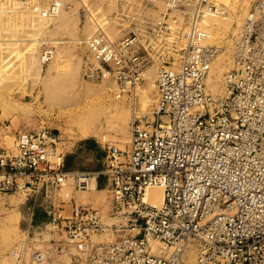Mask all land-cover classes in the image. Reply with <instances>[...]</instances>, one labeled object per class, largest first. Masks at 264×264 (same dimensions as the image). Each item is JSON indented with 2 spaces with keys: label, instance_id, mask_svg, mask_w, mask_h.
Instances as JSON below:
<instances>
[{
  "label": "built area",
  "instance_id": "built-area-1",
  "mask_svg": "<svg viewBox=\"0 0 264 264\" xmlns=\"http://www.w3.org/2000/svg\"><path fill=\"white\" fill-rule=\"evenodd\" d=\"M116 3L110 19L121 37L110 40L95 19L86 41L98 64L93 80H114L118 97H133L146 66L139 49L162 47L148 38L182 50L179 62L159 66L153 119L133 120L128 149L102 138V171H66L59 134L20 131L14 147L0 145V193L27 201L43 191L47 226L64 233L71 264H264V0H254L243 18L220 92L211 78L224 51L205 43L209 31L201 20L222 10L210 0ZM62 8L53 0L44 16ZM53 56L51 47L42 53L44 63ZM101 175L116 205L111 220L75 200L66 213L69 199L58 191L66 185L92 191ZM154 186L163 187L160 205L146 198ZM106 234L111 238L96 240ZM64 243L54 249L63 251ZM26 249L27 240H20L13 254L22 259ZM31 256L42 263L50 253L34 249Z\"/></svg>",
  "mask_w": 264,
  "mask_h": 264
},
{
  "label": "rangeland",
  "instance_id": "rangeland-1",
  "mask_svg": "<svg viewBox=\"0 0 264 264\" xmlns=\"http://www.w3.org/2000/svg\"><path fill=\"white\" fill-rule=\"evenodd\" d=\"M52 1L0 0V145L14 147L20 131L46 128L60 135L59 151L66 154L85 138L98 140L102 148V138H105L122 149H128L133 120L144 115V120L153 119L152 111L157 100L156 78L161 62H179L181 48H170L165 39L148 38L147 43L152 39V44L158 42L162 47L139 49V55L146 60L143 80L137 86L135 96L122 92L118 97L119 87L114 80H93L91 77L98 64L86 42L96 31L95 19L104 25L110 40L121 37L117 24L110 19L117 0H57L63 4L61 12L54 17H45L42 10ZM210 1L223 11L220 16H214L221 22L220 26L205 24V17L201 20L202 26L211 33L205 43L217 45L224 51L214 65L217 68L215 78L220 86L223 74L231 67L234 38L254 0ZM50 47L54 56L44 63L42 53ZM141 91L149 92L151 102L143 109L137 104L136 112L133 110L132 113L134 99L139 101ZM4 113L6 117H3ZM116 116H122L123 120ZM93 161L97 163L98 159ZM87 162L85 164L90 160ZM74 191L73 186L66 185L59 196L68 200ZM89 192L95 196L92 205L111 220V211L116 205L110 193ZM89 192L79 191V202H88ZM36 201L30 203L17 194L0 193V264L71 262L64 233L49 225L38 228V223L34 222V215L43 217L42 211L34 210ZM110 238L106 234L96 240ZM23 239L27 240L28 249L23 258L18 259L13 248ZM63 243V251L54 249ZM34 249L48 251L49 260L44 263L33 260L31 253Z\"/></svg>",
  "mask_w": 264,
  "mask_h": 264
},
{
  "label": "crops",
  "instance_id": "crops-1",
  "mask_svg": "<svg viewBox=\"0 0 264 264\" xmlns=\"http://www.w3.org/2000/svg\"><path fill=\"white\" fill-rule=\"evenodd\" d=\"M106 151L102 148L98 140L91 139V138H85L80 140L75 144V146L66 154L64 164L66 165L64 167V170L66 171H76V170H91V171H102L103 170V163L105 160ZM94 158L98 159V162H94ZM87 160H90L89 164ZM90 164H94V166H89ZM99 190L102 191L107 188L108 181L107 176L101 175L99 182ZM72 198L69 199L68 202L63 204L65 207L64 211L66 213L71 211V207L73 205V201L75 200L78 203H84L79 202V199L81 198V194H78L79 191L74 189ZM89 192V191H88ZM44 193V192H43ZM60 194V190L58 191V195ZM88 196V202L93 204L94 201V194L92 192H89L87 194ZM60 197V196H59ZM36 198V196L34 197ZM44 203H45V194H44ZM112 208V207H109ZM50 222V216L48 215V220L38 223V228H41V226H47ZM71 264V262L69 263Z\"/></svg>",
  "mask_w": 264,
  "mask_h": 264
},
{
  "label": "bare ground",
  "instance_id": "bare-ground-1",
  "mask_svg": "<svg viewBox=\"0 0 264 264\" xmlns=\"http://www.w3.org/2000/svg\"><path fill=\"white\" fill-rule=\"evenodd\" d=\"M223 1V0H222ZM225 1H228V0H224V2ZM42 13L44 14V13H46V10L44 11V10H42ZM222 15V14H221ZM217 17V15L216 14H206L205 15V18H204V20H203V22L205 23V24H208V25H219V23H221V22H219L215 17ZM219 16H220V14H219ZM224 17V16H223ZM224 19V18H223ZM240 23H241V21L239 20L238 21V25H240ZM40 26V25H39ZM220 26V25H219ZM19 27V26H18ZM41 27V26H40ZM43 30V29H42ZM39 32H41V31H39ZM28 36V35H27ZM35 36H37L36 34H35ZM209 37H211V33L209 32ZM208 37V38H209ZM34 39V38H33ZM50 40V39H49ZM36 41V40H35ZM34 41V42H35ZM42 57V56H41ZM42 61H43V59H42ZM44 62V61H43ZM216 70H217V68H216V66H214V68L212 69V74H214V77L213 78H211V81H212V83H213V87H214V90L217 92V91H219V84H218V80H217V78H215V73H216ZM138 90V87H136V88H134V96H135V94H136V91ZM139 93V92H138ZM135 98V97H134ZM151 98H150V96H149V92L148 91H141V95H140V99H139V101H137V99H134L135 101H134V109H131V111H132V113H133V110H134V113L136 112V110H135V108L137 107V104L143 109L144 107H146L147 105H149L150 104V102H151V100H150ZM7 107V106H6ZM8 108V107H7ZM122 108V107H121ZM5 109V108H4ZM7 110H9V109H7ZM5 111H6V109H5ZM122 113V112H121ZM6 113H4L3 115H5ZM114 115V114H113ZM109 116H111V115H109ZM115 116V115H114ZM3 117H6V115L5 116H3ZM122 117V116H121ZM120 116H116V118H121ZM122 119V118H121ZM123 120V119H122ZM85 132V131H84ZM84 132H83V134H84ZM70 191V190H69ZM93 191H99V192H106L105 190H102V191H100L99 190V188H95ZM83 198H85V197H83ZM146 198L147 199H149V200H152L153 201V203L154 204H156V205H160L161 203H162V201H163V187H160V186H154V187H150V188H148L147 189V192H146ZM156 252H158V253H161L162 251L160 250V248L159 247H157L156 246ZM195 256H196V254H195V251H194V249L193 248H191V249H189L188 250V252H187V257H188V261L190 262V263H193L194 261H195ZM45 262V261H44ZM44 262H42V263H44Z\"/></svg>",
  "mask_w": 264,
  "mask_h": 264
},
{
  "label": "trees",
  "instance_id": "trees-1",
  "mask_svg": "<svg viewBox=\"0 0 264 264\" xmlns=\"http://www.w3.org/2000/svg\"><path fill=\"white\" fill-rule=\"evenodd\" d=\"M66 157V156H65ZM65 161V160H64ZM66 165L64 164V167ZM35 196L31 197L29 200H27L28 202L32 203L34 200L36 201V206L34 208L35 212H38V211H42L43 213V217L42 218H37L36 215H34V217L36 219H34V222L36 223H40V222H43V221H46L48 220V214H47V211H46V206H45V203H44V193L43 191L40 192L36 198H34Z\"/></svg>",
  "mask_w": 264,
  "mask_h": 264
}]
</instances>
